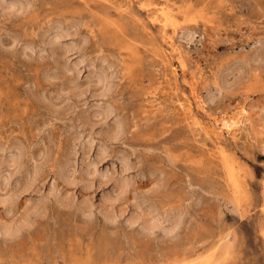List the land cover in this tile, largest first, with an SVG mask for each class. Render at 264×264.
Listing matches in <instances>:
<instances>
[{"label":"rangeland","instance_id":"rangeland-1","mask_svg":"<svg viewBox=\"0 0 264 264\" xmlns=\"http://www.w3.org/2000/svg\"><path fill=\"white\" fill-rule=\"evenodd\" d=\"M1 1L0 264H264V0Z\"/></svg>","mask_w":264,"mask_h":264},{"label":"bare ground","instance_id":"bare-ground-1","mask_svg":"<svg viewBox=\"0 0 264 264\" xmlns=\"http://www.w3.org/2000/svg\"><path fill=\"white\" fill-rule=\"evenodd\" d=\"M4 1H6V0H4ZM12 1H13V0H12ZM12 1H11V3H12ZM14 1H16V0H14ZM19 1H20V0H19ZM0 2H3V1L0 0ZM5 3H6L5 5H7L8 2L6 1ZM17 3H18V0H17ZM20 3L24 4V3L21 2V1H20ZM1 4H2V3H0V8H1V6H2ZM12 5L14 6V4H12ZM12 5H11V6H12ZM18 6L20 7V5H17V7H15L17 11H18ZM22 6H23V5H22ZM143 7H144V6H143ZM3 8H4V7L2 6V9H3ZM7 8H8V6H7ZM10 8H11V10H12V7H9L8 10H7V12H9ZM22 9H23V8H22ZM4 10H5V9H3V11H2L3 14H4ZM157 10H158V9H157ZM163 10H164V9H163ZM20 11H21V8H20ZM12 12H13V10H12ZM16 13H17V12H16ZM164 13H165V12H163L162 14H164ZM0 14H2V13H0ZM5 14H6V13H5ZM155 18H156L158 21L161 20V19H159L158 16L155 17ZM155 18H153V19H155ZM161 23H162V22H161ZM58 26H59V25H58ZM58 26H56V28H55L56 30H52L53 32L57 31V33H56V32H55V34L53 33V35H54L55 37L58 36V37H56V39H57V38L60 39V37H61L62 34L64 35L65 33H69V32L66 30V32H64V33H62V34L60 35V31H61V30H59ZM65 27H66V26L61 27V29L63 28L62 31H64V28H65ZM57 28H58V29H57ZM66 28H67V27H66ZM66 28H65V29H66ZM58 30H59V32H58ZM186 32H187V31H186ZM71 33H72V32H71ZM182 33H183V32H182ZM184 33H185V32H184ZM186 34H187V33H186ZM189 34H190V33H189ZM189 34H187V36H188ZM50 35L52 36V34H50ZM59 35H60V37H59ZM63 35H62V36H63ZM67 35H69V34H67ZM54 36H53V37H54ZM64 36H65V35H64ZM80 36H81V35H80ZM181 36H182V35H181ZM187 36H186V37H187ZM55 37H54V38H55ZM184 37H185V35H184ZM188 37H189V36H188ZM49 38H50V37H49ZM62 38H63V37H62ZM180 38H181V37H180ZM56 39H54V40H56ZM170 39H171V38H170ZM182 39H183V38H182ZM185 39H187V38H185ZM49 40H50V41H53V38H52V40H51V39H49ZM49 40H48V41H49ZM180 40H181V39H180ZM183 40H184V39H183ZM48 41H47V42H48ZM169 41H170V40H169ZM41 42H42V41H41ZM55 42H56V41H55ZM175 42H176V41H175ZM42 43H43V42H42ZM67 44H69V45L72 47V44H73V43H66V46H67ZM69 45H68V46H69ZM73 45L75 46V44H73ZM175 45H176V43H175ZM68 46H67V48L70 49L71 47H68ZM72 48H73V47H72ZM172 48H173V47H172ZM69 49H67V50H69ZM173 49H174V48H173ZM175 49H176V48H175ZM176 50H177V49H176ZM176 52H177V51H176ZM176 54H177V53H176ZM62 55H63V54H62ZM181 56H182V55H181ZM183 57H184V56H183ZM61 64H62V63H61ZM65 64H66V62H65ZM65 64H64V65H65ZM74 64H75V63H74ZM74 64L72 63L71 65L73 66ZM170 64H171V63H170ZM67 65H69V64H67ZM67 65H66V66H67ZM102 65H103V64H102ZM185 65H186V64H185ZM66 66H64L65 68H63V69H66V70H68V71H69V70L71 71L73 68H75V67L73 66L72 69H71L70 67H69V69H67L68 67H66ZM106 66H107V65H106ZM109 66L111 67V65H109ZM109 66H107V67H109ZM102 67H103V66H102ZM107 67H106V68H107ZM171 67H172V66H171ZM91 68H92V66H91ZM98 69L100 70V68H98ZM108 69H109V68H108ZM185 69H186V68H185ZM185 69H183V70H185ZM74 70H75V69H74ZM94 70H95V69H94ZM106 70H107V69H106ZM97 71H98V70H97ZM97 71L95 72V74H94V73H93V74L96 75V74H97ZM103 71H104V70H103ZM103 71H101V72H102V75H101V76H103V74L105 75V72H106V71H105L104 73H103ZM172 71L174 72V71H175V68L172 69ZM114 72H115V71H114ZM49 73H50V72H49ZM98 73H99V75H98V77L96 78L97 80L95 79V81L98 82V80H99V82H100V81H101V78L103 79L104 76L101 77L99 71H98ZM108 74H109V72H108V73L106 72V75H107V76L110 75V74H109V75H108ZM175 74H176V72H175ZM76 75H77V74H76ZM94 75H91V73H90L89 77H90L91 79H94V78H92ZM106 75H105V77H106ZM113 75H114V73H113ZM91 76H92V77H91ZM111 76H112V74H111ZM95 77H96V76H95ZM105 77H104V78H105ZM90 78H89V79H90ZM108 78H109V77H108ZM110 78H112V77H110ZM175 78H176V77H175ZM106 79H107V77L105 78L104 81H108V80H106ZM86 80H87V79H86ZM75 81H76V80H75ZM95 81H94V85L96 86L97 83H96ZM104 81H102V82L104 83ZM109 81H110V79H109ZM99 82H98V83H99ZM102 82H101V83H102ZM110 82H111V81H110ZM89 83H90V82H89ZM103 83H102V86H103L104 88L107 87L108 90H109V89H110L109 87H110L111 85H110V86H107V85H105L106 83H105V84H103ZM111 83H113V82H111ZM99 84H100V83H99ZM107 84H108V82H107ZM113 84H114V83H113ZM113 84H112V85H113ZM94 85H93V86H94ZM97 85H98V84H97ZM102 86H101V89H102ZM111 87H112V86H111ZM99 88H100V87H99ZM75 89H76V88H75ZM101 89H100V90H101ZM97 90H98V89H97ZM105 90H106V88H105ZM64 91H65V90H64ZM98 91H99V90H98ZM102 91H104V89H102ZM96 92H97V91H96ZM98 93H99V92H98ZM101 93H102V92H101ZM104 93H106V91H105ZM104 93L101 94V95H104ZM108 93H109V92H108ZM65 94H66V93H65ZM152 94H153V93H152ZM76 95H77V94H76ZM99 95H100V94H99ZM105 95H106V94H105ZM198 98H199V97H198ZM199 99H200V98H199ZM176 100H177V99H176ZM200 100H202V99H200ZM98 101H99V100H98ZM197 101H198V100H197ZM155 102H156V101H155ZM177 102H178V101H177ZM179 102H180V101H179ZM179 102H178V104H180ZM182 102H183V101H182ZM198 102L201 104L202 101H198ZM181 105H183V104L181 103ZM199 106H202V105H199ZM179 107H180V106H179ZM105 108H106V106H105ZM108 108H109V106H108ZM181 108H182V107H181ZM181 108H180V109H181ZM178 109H179V108H178ZM180 109H179V110H180ZM201 109H202V108H201ZM109 110H110V108H109ZM107 111H108V110H107ZM186 111H187V110H186ZM201 111H203V110H201ZM245 111H246V110H244L243 106H240V107H239V110H238L237 112H235L236 114H235V115H234V113L232 114V115H234V116H232V115L230 114L231 116H228L227 118H221L220 120H219V118H218L216 121L213 122V124L211 123V124H212V127L216 128V127H217L216 125H217V124H218V125L220 124V127H219L220 130H223L224 128H225L226 130H228V129H230L231 127H234L235 125H237V124L240 122V121H239V117H240L241 115H243ZM109 112H110V111H109ZM109 112H108V113H109ZM103 113H104V112H103ZM246 113H247V112H246ZM189 114H190V113H189ZM244 115H245V114H244ZM244 115H243V116H244ZM97 116H98V115H97ZM188 116H189V115H188ZM245 116H246V115H245ZM191 117H193V116H191ZM220 117H221V116H220ZM246 117H247V116H246ZM246 117H245V118H246ZM192 119H193V118H192ZM246 119L248 120V118H246ZM187 120H190V119H187ZM193 120H194V119H193ZM193 120H192V121H193ZM196 120H197V119H196ZM241 120H242V119H241ZM197 121H198V120H197ZM245 121H246V120H245ZM242 122H244V121H242ZM195 123H196V122H195ZM198 123H199V122H198ZM246 123H247V122H246ZM241 124H242V123H241ZM190 125H191V124H190ZM195 125H197V123H196ZM195 125L192 124L191 126H194V128H195ZM239 126H240V125H239ZM196 127H198V126H196ZM240 127H241V126H240ZM243 127H244V124H243ZM80 128H81V127H80ZM217 129H218V128H217ZM236 129H237V128H236ZM238 129H239V127H238ZM242 129H243V128H242ZM82 130H83V129H82ZM110 130H111V129H110ZM220 130H217L219 134L222 133V132H219ZM226 130H225V131H226ZM235 131H236V130H235ZM241 131H242V130H241ZM241 131H240V132H241ZM89 132H90V131H89ZM230 134H233V133L231 132ZM79 135H80V133H79ZM223 135H224V134H223ZM226 135H227V134H226ZM230 136H231V135H230ZM82 137H83V136H82ZM88 137H89V136H88ZM226 137H227V136H226ZM233 137H234V136H233ZM235 137H236V136H235ZM235 137H234V138H235ZM89 138H91V137H89ZM111 138H112V137H111ZM86 139H87V138H86ZM107 139H108V138H107ZM82 140H83V139H82ZM82 140H81V141H82ZM84 140H85V139H84ZM89 140H90V139H89ZM89 140H85V141H83V143H84V142H89ZM91 140H92V139H91ZM235 140H236V139H235ZM81 143H82V142H81ZM260 144H261V143H260ZM262 144H263V143H262ZM80 145H81V144H80ZM82 146H83V145H82ZM262 147L264 148V145H263ZM14 150H16V149L14 148L13 151H14ZM9 151H10V150H9ZM17 151H18V150H17ZM10 152H11V151H10ZM12 153H14V152H12ZM40 153H41V151H40ZM8 154H9V153H8ZM13 155H14V154H13ZM13 155H12V156H13ZM6 156H7V154H6ZM7 157H8V159H7ZM7 157H5V158H6L8 161H10L11 158L13 159V157L10 156V157H11V158H10L9 155H8ZM15 157H16V155H15ZM2 158H3V157H1V159H2ZM16 158H17V157H16ZM1 159H0V160H1ZM1 161H2V160H1ZM1 161H0V163H1ZM15 161H17V160H15ZM2 162H3V161H2ZM10 162H13V161L11 160ZM17 162L20 163V161H19V155H18V161H17ZM5 163H6V162H5ZM8 163H9V162H8ZM8 163H7V165H8ZM92 163H93V162H92ZM15 164H16V163H15ZM35 164H36V163H35ZM9 165H11V163H9ZM9 165H8V166H9ZM36 165H37V164H36ZM2 166H4V163H3ZM87 166H88V165H87ZM89 166H90V164H89ZM94 166H95V165H94ZM94 166H92V167H94ZM14 167H19V166H18V164H17L16 166L14 165ZM14 167H12V169H11V170H13V171H11V170L9 169L11 172H9L8 174H6V176H7V175H11L10 173H12V172H13V174H14L15 172H17V170H15ZM35 167H36V166H35ZM2 168H3V167H2ZM2 168H1V169H2ZM8 168H9V167H8ZM33 168H34V167H33ZM1 169H0V170H1ZM5 169H6V167H5ZM92 169H94V168H92ZM6 170H7V169H6ZM87 170H88V169H87ZM94 170H95V169H94ZM95 171H96V170H95ZM95 171H94V172H95ZM86 172H87V171H86ZM89 172H91V170H90ZM92 174H94V173L92 172ZM32 175H33V173H32ZM3 176H4V175H2V179H4ZM11 176H12V175H11ZM11 176H7V178H9V177H11ZM0 177H1V175H0ZM4 177H5V176H4ZM5 178H6V177H5ZM7 178H6V180H8ZM23 180H24V179H23ZM4 181H5V179H4ZM31 181H32V180H31ZM2 182H3V181H2ZM6 182H7V181H6ZM0 183H1V182H0ZM3 184H4V183H3ZM16 184H17V183H16ZM24 184H25V183H24ZM2 186H3V185H2ZM0 187H1V186H0ZM13 187H14V186H13ZM13 187H12L11 189L8 190L9 193H14V192H12V191L10 192V190H12ZM16 187H17V185H16ZM16 187H14V189H15ZM117 188H118V187H117ZM14 189H13V190H14ZM16 190H17V189H16ZM14 191H15V190H14ZM15 192H18V191H15ZM2 193H3V192H2ZM4 193H7V195H9L8 192H4ZM0 194H1V193H0ZM2 195H4V194H2ZM2 195H0V197H2V199H3V196H2ZM7 195H6V196H7ZM12 195H13V194H12ZM15 196H16V193H15ZM15 196H11V197L14 198ZM5 198H6V197H5V195H4V199H3L4 201H5ZM6 200H7V198H6ZM4 201H3V202H4ZM7 201H8V200H7ZM9 201H10V200H9ZM158 216H159V215H158ZM154 217H155V216H154ZM159 217H160V216H159ZM152 219H153V218H151V220H152ZM173 219H174V218H173ZM153 220H154V219H153ZM158 220H159V219H158ZM158 220H157V221H158ZM178 220H179V219H178ZM155 221H156V220H155ZM145 222H146V221H145ZM152 222H153V221H152ZM162 222H163V221H162ZM164 222H166V221H164ZM164 222H163V223H164ZM167 222H168V221H167ZM177 222H178V221L174 220V221L172 222V224H170V226H168V227H164V230L168 231V230H171L172 228H176L175 226L177 225ZM148 223H149V222H148ZM160 223H161V222H160ZM164 224H165V223H164ZM167 224H168V223H167ZM161 225H162V224H161ZM143 227H144V226H143ZM152 227H156V228L158 227V229L162 230L161 228H159L157 222H153V223H151V224L149 223V225L147 226V228H149V229H151ZM10 228H11V227H10ZM147 228H146V229H147ZM156 228H155V229H156ZM162 228H163V227H162ZM149 229H148V230H149ZM0 231H1V230H0ZM2 232H3V231H2ZM162 232H163V230H162ZM164 233H165V232H164ZM214 251H215V250H214ZM212 261H213V260H212ZM216 262H217V260H216ZM212 263H213V262H212Z\"/></svg>","mask_w":264,"mask_h":264}]
</instances>
